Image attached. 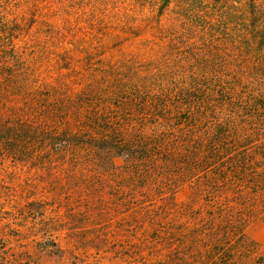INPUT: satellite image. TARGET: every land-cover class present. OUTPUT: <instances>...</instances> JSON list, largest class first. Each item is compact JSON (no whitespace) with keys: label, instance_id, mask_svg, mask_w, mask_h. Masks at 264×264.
Returning a JSON list of instances; mask_svg holds the SVG:
<instances>
[{"label":"trees","instance_id":"obj_1","mask_svg":"<svg viewBox=\"0 0 264 264\" xmlns=\"http://www.w3.org/2000/svg\"><path fill=\"white\" fill-rule=\"evenodd\" d=\"M36 1L0 0V158L77 170L113 151L137 177L175 174L212 200L263 188L264 0H89L123 33L151 30L170 78L145 85L88 51L79 88L65 46L25 37L36 18L26 29L22 6Z\"/></svg>","mask_w":264,"mask_h":264},{"label":"rangeland","instance_id":"obj_2","mask_svg":"<svg viewBox=\"0 0 264 264\" xmlns=\"http://www.w3.org/2000/svg\"><path fill=\"white\" fill-rule=\"evenodd\" d=\"M22 7L26 29L36 18L26 39L53 37L69 50L77 88L88 51L145 85L170 78L151 30L123 33L89 0ZM100 153L77 170L0 158V264H264V179L256 195L223 186L212 200L175 174L173 182L137 177L124 154Z\"/></svg>","mask_w":264,"mask_h":264}]
</instances>
